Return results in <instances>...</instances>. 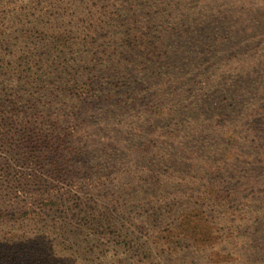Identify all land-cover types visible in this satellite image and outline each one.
Instances as JSON below:
<instances>
[{
  "label": "trees",
  "instance_id": "obj_1",
  "mask_svg": "<svg viewBox=\"0 0 264 264\" xmlns=\"http://www.w3.org/2000/svg\"><path fill=\"white\" fill-rule=\"evenodd\" d=\"M263 191L264 0H0V264H245Z\"/></svg>",
  "mask_w": 264,
  "mask_h": 264
},
{
  "label": "rangeland",
  "instance_id": "obj_2",
  "mask_svg": "<svg viewBox=\"0 0 264 264\" xmlns=\"http://www.w3.org/2000/svg\"><path fill=\"white\" fill-rule=\"evenodd\" d=\"M240 133H241L242 137L239 136V140L237 139L238 143L236 144L237 145L236 152L239 155L244 154L252 146V143L250 142L252 139L251 138V132H250V135L248 133L246 134L245 130L241 127ZM239 165H240V169L241 168H247L244 165H241V164H239ZM263 195H264V191H263ZM8 223L12 224L11 222H8ZM182 257H184V258H182ZM249 259L250 260H248V262L245 264H264V257H262V256L257 257V258L251 257ZM236 263L237 262H233L232 264H236ZM173 264H211V263H209L206 260V258H204L203 255L201 256V253H200L199 255H189L188 257L186 255H182V256L176 258L173 261Z\"/></svg>",
  "mask_w": 264,
  "mask_h": 264
}]
</instances>
